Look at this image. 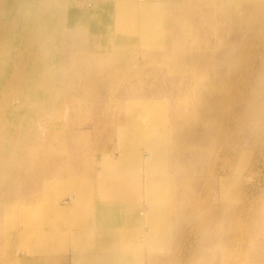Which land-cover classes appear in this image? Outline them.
Masks as SVG:
<instances>
[{
	"label": "bare ground",
	"instance_id": "6f19581e",
	"mask_svg": "<svg viewBox=\"0 0 264 264\" xmlns=\"http://www.w3.org/2000/svg\"><path fill=\"white\" fill-rule=\"evenodd\" d=\"M263 47L264 0H0V264H264Z\"/></svg>",
	"mask_w": 264,
	"mask_h": 264
},
{
	"label": "rangeland",
	"instance_id": "374dc122",
	"mask_svg": "<svg viewBox=\"0 0 264 264\" xmlns=\"http://www.w3.org/2000/svg\"><path fill=\"white\" fill-rule=\"evenodd\" d=\"M140 1H142V0H140ZM92 13H93V9H92V7H88L87 8V14H88V16H91L92 15ZM102 13H103V15H102ZM108 13V14H107ZM106 15H108L109 16V9L106 7V6H104V8H101V10L100 11H98V16H99V18H100V20L102 21V22H104L106 19H107V17L108 16H106ZM104 17H105V19H104ZM91 22V21H90ZM90 32L92 33V31H95L96 29H95V27L94 26H92V25H96L94 22H91L90 24ZM91 29H93V30H91ZM263 50H264V47H263ZM253 66H256V65H253ZM254 69V73H256L257 72V68L255 69V68H253ZM115 93L116 92H114L113 94H112V96H114L115 97ZM116 101H118V100H116ZM117 102H113L112 103V105L109 107V108H107L105 105H103V106H95L94 104H92V106H91V110L93 111H96V112H98L99 114H100V112H101V114L103 113V116H105V117H110V115H111V117L110 118H115L116 116H117V118L118 117H120V118H122V114L124 113V110H118L117 109V107L120 105H118V103L116 104ZM117 106V107H116ZM93 107H95V108H93ZM103 107V108H102ZM104 107H106V109L104 108ZM113 107V108H112ZM102 108V109H101ZM158 108H160V106L158 107ZM158 108H157V110H158ZM97 109H99L98 111H97ZM101 109V110H100ZM105 109V110H104ZM161 109H163V107L162 108H160L159 110H158V112L159 113H162L161 115H165V113H167L166 112V110H162L161 111ZM103 110V111H102ZM116 110V113L114 112ZM123 112V113H122ZM121 113V114H120ZM115 114H116V116H115ZM108 115V116H107ZM115 116V117H114ZM95 121V120H94ZM66 122V120L64 121V123ZM86 122V123H85ZM96 122H97V120H96ZM95 124L94 122H93V119H92V121L91 120H87V121H84V122H82V124H81V126H79L78 127V129L80 130V131H82V132H85V133H88V134H90L91 132H92V130H93V128H94V125L93 124ZM92 124V125H91ZM111 124V123H110ZM109 124V125H110ZM82 125H83V127H82ZM85 125V126H84ZM65 126H67V125H65ZM88 126V127H87ZM89 126H90V128H89ZM102 129H104L103 127H101ZM89 130H91L90 131V133L88 132ZM101 138V140H102V136H99V139ZM113 140V139H112ZM109 141L108 142V144L106 145L107 146V149L108 150H111L113 153H115L116 154V149H117V146H116V141ZM66 142V141H65ZM113 143V144H112ZM109 144H111V145H109ZM109 148H111V149H109ZM114 148V149H113ZM61 156H62V158H65V159H67V162H68V165H71V166H74L75 167V165L76 166H78V161L81 163V160H83V158H82V156H79V157H75V156H71L73 159H71V157H70V155L69 156H67V155H65V154H55L54 155V157L53 158H56V159H60L61 158ZM68 157V158H67ZM76 158V159H75ZM232 159V157H230V158H228V160H227V163H225L224 164V169H225V171H228L229 172V170L232 168V166H230L229 165V161ZM70 161V163H69V161ZM72 160V161H71ZM79 166H81V165H79ZM232 173V172H231ZM262 173H260V174H257V176H255L253 179V181L251 182V184H249V185H252V186H249L246 190H248V191H250V193L247 191V193H248V195H250L251 193H256L257 191H259L261 188H262V178L263 177H261L262 175H261ZM234 178V177H233ZM29 184L30 183H26L25 184V188H27V191L29 190L28 188H30L31 187V185L29 186ZM26 185H28V186H26ZM1 188H0V191L4 188V185H2V186H0ZM22 187V186H21ZM60 197V196H59ZM64 201H68L67 199V197H63V198H61L60 197V201L62 202L63 200ZM8 208H7V206H2L1 208H0V232H2L8 225V223H10V222H13L14 221V219L13 218H11L10 216L8 217L7 215L5 216L4 215V212L3 211H5V210H7ZM144 225V226H143ZM146 226V227H145ZM176 226H178V225H176ZM176 226H175V229H176V231H178V228H176ZM147 224L146 223H144V224H141V225H139V226H126V227H122L120 230H119V233H120V235H121V242L122 243H125L126 242V244H128V245H134L133 243H135V241H133V236H135L138 232V234H140V231H141V233H143V231H146V229H147ZM132 229H136V230H132ZM138 230V231H137ZM125 231V232H124ZM137 231V232H136ZM175 230H174V233H176L177 234V232H176ZM136 234H135V233ZM123 234V235H122ZM131 236V237H130ZM126 237V238H125ZM130 237V238H129ZM128 238V239H127ZM190 239H192V238H189V241H191ZM135 240V239H134ZM193 240V239H192ZM130 243V244H129ZM174 245V244H173ZM16 256H20L19 255V253L18 254H16Z\"/></svg>",
	"mask_w": 264,
	"mask_h": 264
}]
</instances>
